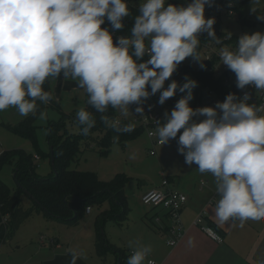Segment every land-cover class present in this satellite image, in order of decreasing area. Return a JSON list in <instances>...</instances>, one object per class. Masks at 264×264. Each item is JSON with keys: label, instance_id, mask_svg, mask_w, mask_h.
<instances>
[{"label": "clouds", "instance_id": "9594fccd", "mask_svg": "<svg viewBox=\"0 0 264 264\" xmlns=\"http://www.w3.org/2000/svg\"><path fill=\"white\" fill-rule=\"evenodd\" d=\"M213 2L190 0L185 6L143 0L130 35L114 43L113 31L102 25L107 20L112 30L122 29L130 16L129 0H0V111L14 107L21 116L35 114L38 103L53 99L43 87L46 80L60 76L78 81L88 104L101 114L111 107L127 115L132 104L142 114L150 96L159 92L162 105L179 90L185 95L165 112L163 124L157 122L160 142L180 133L178 151L185 163L215 178L220 198L213 211L220 224L264 220V103L250 102L247 92L242 97L229 93L215 106L193 108L189 102L196 80L186 77L182 85L172 80L164 87L186 58L203 60L197 52L200 33L221 43L213 28L215 18L205 16V6ZM219 55L235 74L238 88L251 85L264 93V32L244 33L235 50L222 47ZM76 120L84 135L96 124L85 108L77 111ZM101 120L118 133L135 127L106 115ZM188 244L194 246V240ZM129 247L133 251L126 264H145L152 252L151 245L134 241ZM69 253L70 264L84 256L75 248Z\"/></svg>", "mask_w": 264, "mask_h": 264}, {"label": "rangeland", "instance_id": "374dc122", "mask_svg": "<svg viewBox=\"0 0 264 264\" xmlns=\"http://www.w3.org/2000/svg\"><path fill=\"white\" fill-rule=\"evenodd\" d=\"M169 1V0H168ZM143 0H135L133 3L139 7ZM252 4H244L240 13L233 16H222V27L224 31L230 34L243 35L244 33H252L256 31L264 32V21L259 25H243L240 19L248 18L254 6ZM253 6V7H252ZM202 61H195L192 57L182 61L172 76L165 81L166 88L172 80H176L179 85L185 82V78L197 81V86L193 89V98L189 102L193 108H198L196 103L205 102L208 98L206 88L198 89L199 78L197 73L201 69L200 64L204 61V54L199 53ZM149 58V57H148ZM188 68V69H186ZM52 94L60 103L63 112L54 108L44 110L38 117L35 124V134L37 143L15 130V126L25 117L21 116L16 108L10 107L4 111H0V154L3 151L13 149H24L35 157L36 171L41 176H51L54 173L52 162L49 157L42 156L50 150L48 142V130L52 123L66 121L67 127L76 133L80 132V126L76 120V113L80 108H85L94 115H102L98 113L91 105L88 104V94L79 87L78 81L71 78L65 79L63 76L49 78ZM150 91V88H149ZM160 93L150 96L143 104L144 112L138 114L135 112L137 105L129 106L127 115L121 114L120 110L113 109L114 118L119 120L134 122L136 125L142 124L147 113L151 112L163 113L160 123L165 122V112H171L176 102L185 93L177 90L176 94L167 99L164 104H160ZM204 107V106H202ZM104 114V113H103ZM69 117V118H66ZM71 117V118H70ZM194 119H203V117H194ZM158 126H154L155 132L158 134ZM183 129H181V132ZM170 139L167 143L156 146L158 155L150 154L153 147V141L148 136L147 128L135 139L126 142L125 145L115 142L113 143L108 155H102L97 145L94 149H88L82 153L77 164H73L74 168L80 171L95 172L103 180H109L118 174L127 176L126 196L130 208L127 221L122 225L108 221L104 227L106 237L118 247L124 249L129 255L132 248L129 242H137L145 227L148 226L144 214L150 208L142 201L138 195V187L140 184L148 181H158L164 178L173 180L194 179L198 173L197 166L192 164L189 166L185 163V157L178 151V137ZM97 135V134H95ZM40 155V158H36ZM14 167L12 165H4L0 170V178L10 187H15ZM207 173L200 174L199 180H207ZM26 205H31V199L26 197ZM110 204L104 202L100 205L92 207L91 214H85L79 224L69 226L60 223L57 220L45 219L42 215L34 216L30 221L21 227L14 241L0 249V264H44L51 256L52 249L48 245L45 246L38 239L42 233L46 236V242L50 238L59 239V243L63 248L57 251L59 257L52 264H70L71 255L69 249L82 250L84 256L77 260L76 264H102L101 258L97 255L94 247L96 236V221L98 214ZM167 222V220H165ZM48 222V223H47ZM152 229L157 228L152 224ZM164 234V233H162ZM161 235V234H160ZM164 236V235H161ZM64 256V258H61ZM53 257V256H52ZM113 254L108 255V260H112Z\"/></svg>", "mask_w": 264, "mask_h": 264}, {"label": "trees", "instance_id": "16d2710c", "mask_svg": "<svg viewBox=\"0 0 264 264\" xmlns=\"http://www.w3.org/2000/svg\"><path fill=\"white\" fill-rule=\"evenodd\" d=\"M134 1L129 0L130 16L124 18L122 29L112 30L107 20L102 25L113 31L114 43L117 37L130 35L134 18L139 12V7L133 3ZM251 1L253 0H235V12L240 13L244 4ZM168 2L186 6L190 0H169ZM240 20L243 25L258 23L250 18L243 17ZM225 32L215 30L217 37H223ZM240 36L231 34L230 41L237 44ZM205 38L210 37L206 35ZM144 59L148 57L145 56ZM203 65L204 67L197 73L198 89L209 86L224 97L229 93H235L237 97H240V90L224 81L225 75L216 76L207 69L205 64ZM229 74L235 77L232 71H229ZM43 87L52 93L49 79ZM50 107L63 112L60 103L53 96L48 104L38 103L37 112L26 116L15 126V130L36 144V121L41 113ZM92 115L96 124L87 135L81 131L79 133L71 131L67 127L65 118L61 122L50 125L48 142L50 148H53L54 159L52 165L54 173L51 176L39 175L36 171L34 155L24 149L7 150L0 154V170L6 164L12 165L16 183L15 187H10L0 178V248L10 244L20 227L36 215H43L46 219L74 226L80 223L85 214H88L87 207L92 208L94 205L108 202L110 207L103 209L97 216L95 251L101 258L102 264H126L129 255L106 237L104 227L108 221L112 220L122 225L128 219L130 208L126 196L127 176L118 174L112 179L103 180L97 173L80 171L74 168L73 164L78 163L84 151L94 149L96 145L102 155H108L113 143L125 145L126 142L137 138L144 131L145 126L120 120L122 126L131 123L135 127L132 132L118 133L104 125L101 115ZM102 115L109 118L115 117L111 107ZM117 136L119 139H114ZM37 156L36 158H40V155ZM42 156H47L52 161L50 150L46 154L42 153ZM26 197L31 199L30 206L26 205ZM212 225L215 226L213 223ZM109 254H113L112 260L107 259Z\"/></svg>", "mask_w": 264, "mask_h": 264}, {"label": "crops", "instance_id": "0c3cea01", "mask_svg": "<svg viewBox=\"0 0 264 264\" xmlns=\"http://www.w3.org/2000/svg\"><path fill=\"white\" fill-rule=\"evenodd\" d=\"M252 3H255L253 4L255 11L252 10L248 13V18L258 22L254 25L257 26L264 21L258 19V16L264 15V0H253L247 4ZM156 155H158L157 151L154 156ZM198 173L199 175L204 174L199 171ZM199 175L194 179L173 180L168 178L172 189L181 191L188 196V201L181 212V218L187 232L179 244L175 247L168 244L167 240L170 234L167 231L168 222L165 221L167 219L164 218L165 220H162L161 223H157L156 217L162 216V214L159 209L151 207L144 214L148 226L143 224L145 230L137 242L141 245H151L152 252L149 257L153 258L157 264H257L259 259H264V220L250 219L244 222L243 226L238 220L220 224L213 211L215 203L220 198L219 195L216 196V202L211 201L217 193L215 178L211 173H207L209 176L207 180H199ZM201 181L206 182L204 186H201ZM161 185L162 180L144 182L138 187V195L142 198L145 193L153 188L161 187ZM203 211L205 212L203 224H207L219 232L223 236L222 241L214 240L201 227L194 224L198 215ZM91 213L92 211L89 214ZM29 221L30 219L21 227ZM212 223L215 224L214 227ZM152 224L157 228L156 230L152 229ZM39 238L38 240L45 246L44 248L47 247L46 245L51 247L46 249L55 247V250L52 249L51 256L44 262V264H52L59 257L57 251L62 249L63 245L55 237L46 242V236L43 233ZM190 238L194 240V246L188 244ZM132 251L133 249L130 250L129 256Z\"/></svg>", "mask_w": 264, "mask_h": 264}, {"label": "built area", "instance_id": "2783aa9c", "mask_svg": "<svg viewBox=\"0 0 264 264\" xmlns=\"http://www.w3.org/2000/svg\"><path fill=\"white\" fill-rule=\"evenodd\" d=\"M235 0H214L213 4L211 6L206 5L205 6V16L209 18H215V23L213 25L214 30H219V32L224 31L222 27V16H233L235 14ZM226 34L222 37L219 36V39L221 40L220 44H217L215 40L212 38L206 39L205 36L208 35L207 32H203L199 34V46L197 48V52H202L204 54V61L203 64L207 66V69H209L212 73H214L216 76L225 75L224 81L226 83H230L235 88L240 90L239 96L242 97L245 92L250 93L251 95V101L255 102L257 104L264 103V93L257 92L251 85L247 86L245 89H240L237 87L236 84V77H233L231 74H229V70L226 65H224L220 59V49L222 47H228L230 49L235 50L237 44L230 41L231 34L225 32ZM207 89L208 92V98L205 102H198L196 103L198 106H215L217 101H223L225 99L224 96H222L217 90L206 86L204 87ZM163 116V113L161 112H151V110L147 113V116L143 119L142 125L147 128L148 136L153 141V147L150 150L151 155L156 154V146L162 145V143L159 140L158 134L154 130V126L158 125L157 122L160 123V120ZM38 157V156H37ZM205 181H201V186L205 185ZM218 193H216L215 196L212 198V202H216V196ZM142 201L145 205L148 207L159 209L161 215H158L156 217V222L161 223L162 220L167 219L168 227L167 231L170 234L167 242L169 244V241H174L173 244H169L171 247H175L179 244L181 239L184 237L185 233L187 232V229L182 221L181 218V212L183 207L188 201L187 194L172 189L170 187L169 179L164 178L162 180L161 187L153 188L147 193H145L142 196ZM92 211L91 207H87L86 212L89 214ZM165 218V219H164ZM205 221V212H201L196 220L194 221V224L201 227L202 230H204L208 235V231L206 229L210 230L212 233L215 234L218 238H213L216 241H222L223 236L217 232L215 229H213L211 226L207 224H203ZM151 261L152 264H157V262L147 257L145 263L148 264V262Z\"/></svg>", "mask_w": 264, "mask_h": 264}, {"label": "water", "instance_id": "95a60500", "mask_svg": "<svg viewBox=\"0 0 264 264\" xmlns=\"http://www.w3.org/2000/svg\"><path fill=\"white\" fill-rule=\"evenodd\" d=\"M50 152H51V155H52V161L51 162H52V165H53L54 159H53V148L52 147L50 148Z\"/></svg>", "mask_w": 264, "mask_h": 264}]
</instances>
